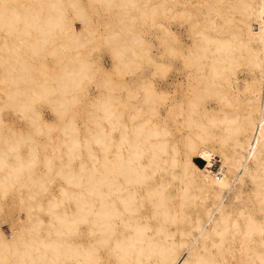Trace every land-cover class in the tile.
I'll use <instances>...</instances> for the list:
<instances>
[{
  "label": "bare ground",
  "instance_id": "bare-ground-1",
  "mask_svg": "<svg viewBox=\"0 0 264 264\" xmlns=\"http://www.w3.org/2000/svg\"><path fill=\"white\" fill-rule=\"evenodd\" d=\"M0 264H264V0H0Z\"/></svg>",
  "mask_w": 264,
  "mask_h": 264
},
{
  "label": "rangeland",
  "instance_id": "rangeland-1",
  "mask_svg": "<svg viewBox=\"0 0 264 264\" xmlns=\"http://www.w3.org/2000/svg\"><path fill=\"white\" fill-rule=\"evenodd\" d=\"M98 21V20H97ZM99 22H101V20H99ZM96 24H97V22H96ZM75 25H76V28H78V30H81L82 29V26H81V24L78 22V21H76L75 22ZM98 25V24H97ZM99 27L100 28H98L99 29V31H101V33L103 32V26H102V24L101 23H99ZM81 28V29H80ZM185 31H184V29H177V28H175V29H173V33H176V34H178V35H181L182 33H184ZM156 54H157V52H156ZM157 58H159V56L157 57ZM100 59H102L101 60V62H99V66L104 70V71H112L113 70V65H114V61L112 60V58L108 55V54H106V53H104L103 55H101V58ZM239 76H240V81H243L242 79H244L245 78V74H244V72H240L239 73ZM95 86H93L92 87V90H93V92L91 91V93L93 94V95H97V91H95L96 90V88H94ZM172 89H171V96H174L175 95V98L172 100V101H166V103H167V110L169 111H172L175 107H174V105L173 104H179V103H181V101H183L184 100V96H183V94L181 93V92H176V90H175V86H173V87H171ZM235 97H237V96H235ZM92 98H94L95 99V97H92ZM242 99V102L244 103V97H242L241 98ZM214 104L216 105V102L215 101H212V102H210V106H212V107H214ZM179 106V105H178ZM45 118L46 119H49V120H51L52 119V116L53 115H51V113L49 112V110L47 109L46 111H45ZM159 121H163V119H159ZM40 143H41V141H40ZM194 160H195V162L199 165V166H206V161L205 160H203V159H201V158H197L196 156H194ZM21 218H23V219H25V215L22 213L21 214ZM4 230H5V233H6V236L7 237H9V238H12L13 237V235H14V231H13V229L10 227V226H8V224H4V228H3ZM18 229V228H17Z\"/></svg>",
  "mask_w": 264,
  "mask_h": 264
},
{
  "label": "built area",
  "instance_id": "built-area-1",
  "mask_svg": "<svg viewBox=\"0 0 264 264\" xmlns=\"http://www.w3.org/2000/svg\"><path fill=\"white\" fill-rule=\"evenodd\" d=\"M222 162L217 159L214 163V165L212 166L211 170L214 172V174L217 176V177H220L222 176Z\"/></svg>",
  "mask_w": 264,
  "mask_h": 264
}]
</instances>
